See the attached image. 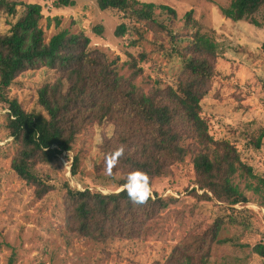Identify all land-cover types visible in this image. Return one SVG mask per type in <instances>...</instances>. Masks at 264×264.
<instances>
[{
    "label": "trees",
    "instance_id": "16d2710c",
    "mask_svg": "<svg viewBox=\"0 0 264 264\" xmlns=\"http://www.w3.org/2000/svg\"><path fill=\"white\" fill-rule=\"evenodd\" d=\"M96 4L101 11L125 12L135 22H143L146 31L152 33L156 50H163L167 42L172 44L173 50L166 51V55L179 54L183 59L175 84L155 82L148 90H142L133 82L142 72L136 58L130 56L131 60L122 64L131 69L125 77L116 58L109 59L103 51L90 49V40L83 33L71 35L67 30H58L45 40L40 26V5L0 0V15L15 17L17 7L23 6L22 14L9 30L0 33V99L7 109V135L16 146L10 169L32 186L40 198L51 187L44 183L36 166L53 163L62 153L70 151L76 135L88 125L111 126V136L102 135L98 146L102 162L95 169L107 173L111 167L110 177L116 172L122 174L115 182L122 189L102 194L87 188L73 189L64 183L68 233L98 243L140 241L153 235L160 214L178 198L160 197L152 192L145 203L135 204L124 188L127 177L141 171L147 174L151 186L156 177L170 175L169 168L184 162L186 157L190 158L197 185L190 190V196L199 201L214 199L225 204L229 211L234 210L231 206L245 203L246 198L234 183L235 173L240 168L246 171L240 165L238 152L227 142L213 140L201 116L200 102L213 76L216 44L200 34L191 11L181 19V30L195 29L182 33L176 25V12L170 6L137 0H96ZM52 6L58 9L72 7L74 3L53 0ZM156 11L165 13L169 20L158 18ZM220 11L233 22L248 19L253 26L264 29V0H232L228 6L220 7ZM45 20V28L51 23L58 27L60 22L57 17ZM128 29L127 24L120 23L113 34L122 37ZM91 31L100 36L103 27L94 26ZM260 49L264 52V41ZM145 58V54L138 56L139 62ZM36 68L55 71L57 76L35 91L36 104L42 112H26L16 99L6 98L4 91L16 76ZM63 81H68L65 88ZM263 136L262 132L251 136L247 144L258 149ZM119 148H123V153L115 157L113 164L114 153ZM78 162L74 156L73 175ZM224 223L222 218H214L205 230L191 234L180 243L164 264H207L212 246L229 241L219 237ZM251 249L264 259L263 243Z\"/></svg>",
    "mask_w": 264,
    "mask_h": 264
},
{
    "label": "rangeland",
    "instance_id": "374dc122",
    "mask_svg": "<svg viewBox=\"0 0 264 264\" xmlns=\"http://www.w3.org/2000/svg\"><path fill=\"white\" fill-rule=\"evenodd\" d=\"M14 1L41 6L40 26L45 40L58 30H67L71 35L83 33L90 40V49L103 51L109 59L116 58L118 66L129 62L130 56L136 58L142 72L133 82L142 90H148L155 82L173 86L178 78L183 59L179 54L166 55V51L173 50L172 44L164 45L165 52L156 50L152 33L146 31L143 22H135L125 12L101 11L96 0H72L74 6L58 9L53 8V0ZM137 1L173 8L177 28L182 33L195 29L181 30V19L191 11L200 34L216 44L213 76L200 102L201 116L213 140L227 142L238 152L240 165L246 171L240 168L234 183L246 202L231 206L234 210L229 211L225 204L214 199L199 201L190 196V190L197 185L190 158L186 157L184 162L169 168L170 175L156 177L150 186L160 197L178 198L160 214L153 235L140 241L106 243L74 237L65 226L64 183L73 189L87 188L102 194L122 189L115 183L122 174L116 172L110 177L95 169L102 162L98 147L102 135L110 137L112 127L88 125L76 135L70 151L62 153L53 163L37 165L44 183L51 187L39 198L33 187L10 169L16 146L7 135V109L0 99V264H164L180 243L205 230L214 218L225 221L219 237L229 241L212 246L207 264H264V259L251 249L257 243L264 244V136L258 149L247 144L251 136L264 134V52L260 49L264 29L253 26L248 19L237 22L226 19L220 7L228 6L232 0ZM22 10L23 6H18L15 17L0 15V33L9 30ZM156 15L165 22L169 20L165 13L156 11ZM46 17H57L58 27L51 23L45 28ZM120 23L127 24L129 29L124 36L115 37L114 30ZM98 25L103 27L100 36L91 31ZM140 54L146 55L142 62L138 60ZM121 67L120 73L129 76L131 69L127 65ZM56 76L55 71L43 68L25 71L4 91L5 97L16 99L26 112H42L36 104L35 91L44 83L53 82ZM67 82H62L63 88ZM74 156L79 162L73 175Z\"/></svg>",
    "mask_w": 264,
    "mask_h": 264
},
{
    "label": "clouds",
    "instance_id": "9594fccd",
    "mask_svg": "<svg viewBox=\"0 0 264 264\" xmlns=\"http://www.w3.org/2000/svg\"><path fill=\"white\" fill-rule=\"evenodd\" d=\"M122 153L123 148L116 150L112 160L113 164H115V157H119ZM107 174L111 175V167L107 169ZM124 188L127 191L128 198L135 204H143L152 196L149 178L147 174L141 171L130 173Z\"/></svg>",
    "mask_w": 264,
    "mask_h": 264
}]
</instances>
